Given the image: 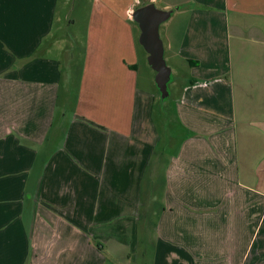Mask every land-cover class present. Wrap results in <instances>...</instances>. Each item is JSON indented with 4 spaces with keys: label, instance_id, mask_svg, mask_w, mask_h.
Masks as SVG:
<instances>
[{
    "label": "crops",
    "instance_id": "crops-1",
    "mask_svg": "<svg viewBox=\"0 0 264 264\" xmlns=\"http://www.w3.org/2000/svg\"><path fill=\"white\" fill-rule=\"evenodd\" d=\"M162 1L190 136L145 229L162 129L139 0H90L78 60L53 55L58 0H0V264H264V0Z\"/></svg>",
    "mask_w": 264,
    "mask_h": 264
},
{
    "label": "rangeland",
    "instance_id": "rangeland-1",
    "mask_svg": "<svg viewBox=\"0 0 264 264\" xmlns=\"http://www.w3.org/2000/svg\"><path fill=\"white\" fill-rule=\"evenodd\" d=\"M89 1L90 0H58L57 10L55 14V29L53 31L57 41L56 47L53 50V55L56 56L58 59H64V53H61V49L58 47L64 46L65 44L70 47L69 50L71 51L72 55L75 57L76 60L79 59V56L81 57L84 47L85 24L87 20L86 18L88 13V7L90 4ZM145 2L146 0H139V4H137L136 7L142 5ZM152 3L156 8L164 10V8H162L164 3L162 0H157L156 2ZM172 11L173 13L171 14L170 18L161 23L159 26V35L161 40L163 39L164 30L168 26L167 24L172 23V21L175 19V12L174 10ZM134 24L136 28V37H138L139 30L136 23ZM138 50L140 54L137 63L138 83L141 88H150L154 90L157 94L158 101L160 96L157 93V87L154 82L155 73L148 66L146 61L147 55L144 50L139 48V45ZM164 60L167 66L170 68V66H172V63L166 54H164ZM178 71L179 75L185 74V70L183 68H178ZM174 94L175 88L172 86V83L170 81L167 86L166 94V100L170 102V106ZM156 118H158V116H156Z\"/></svg>",
    "mask_w": 264,
    "mask_h": 264
},
{
    "label": "trees",
    "instance_id": "trees-1",
    "mask_svg": "<svg viewBox=\"0 0 264 264\" xmlns=\"http://www.w3.org/2000/svg\"><path fill=\"white\" fill-rule=\"evenodd\" d=\"M142 5H144V3ZM157 93L160 96L158 89ZM166 99V96H160L157 103V116L161 124L162 132L161 138L156 148L153 150V157H155L157 161L156 172L152 177H150L148 172L145 175V186L147 187L145 192H149V194L154 197L149 208L150 213L145 215V218L141 220L145 229L149 226H154L155 221H153L151 216L153 215L154 218H156L163 208L160 199L165 185V169L167 163L173 155L174 149L190 136V132L174 120L172 106H170V102Z\"/></svg>",
    "mask_w": 264,
    "mask_h": 264
},
{
    "label": "water",
    "instance_id": "water-1",
    "mask_svg": "<svg viewBox=\"0 0 264 264\" xmlns=\"http://www.w3.org/2000/svg\"><path fill=\"white\" fill-rule=\"evenodd\" d=\"M171 15L170 10H161L153 3L138 6L131 12L132 20L139 29L138 43L146 52L148 66L154 71V82L161 97L167 94L171 69L164 60L163 43L159 35V26Z\"/></svg>",
    "mask_w": 264,
    "mask_h": 264
}]
</instances>
